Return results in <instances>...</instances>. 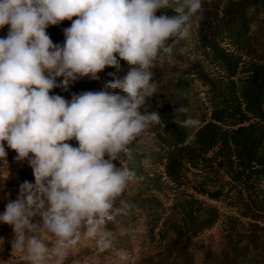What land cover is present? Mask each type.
I'll return each mask as SVG.
<instances>
[{
  "label": "clouds",
  "instance_id": "clouds-1",
  "mask_svg": "<svg viewBox=\"0 0 264 264\" xmlns=\"http://www.w3.org/2000/svg\"><path fill=\"white\" fill-rule=\"evenodd\" d=\"M203 12L202 0H0V29L8 26L0 38V161L6 142L34 176L8 200L0 223L11 227V252L27 264H66L82 240L128 261L107 226L123 214V195L138 178L116 161L122 153L130 159L131 146L153 125L165 128L158 111H143L159 91L152 69L190 36L189 21L203 20ZM64 20L71 26L62 29L61 45L46 29ZM121 60L127 74L99 91L70 100L50 94L67 90L70 80H99L106 67L119 72ZM173 122L199 123L179 115ZM3 245L0 237V251Z\"/></svg>",
  "mask_w": 264,
  "mask_h": 264
},
{
  "label": "rangeland",
  "instance_id": "rangeland-1",
  "mask_svg": "<svg viewBox=\"0 0 264 264\" xmlns=\"http://www.w3.org/2000/svg\"><path fill=\"white\" fill-rule=\"evenodd\" d=\"M249 13L252 14V17L248 24V30L240 34L239 40L230 35L222 39L225 46L232 44L229 47L230 50L241 58L238 73L234 77L236 81L245 76V70L249 67L248 61L250 59L264 62V9L260 8L256 12L251 10ZM159 14L160 12H157V15ZM189 23L192 25L190 36L173 46L177 47V51L181 54L180 60L170 56L164 57L165 63L162 67L168 63L175 64L181 69H187L195 62L200 61L204 70L211 77L221 76L220 74L223 72L215 66L216 63L208 61L195 48L198 38V22L190 20ZM70 26V20H64L59 25H53L55 38L61 41V45L64 42V39L60 38H64L62 29ZM7 30V25L0 29V38L7 35ZM236 44L239 46L237 50ZM127 71L128 66L121 60L119 72L113 67H106L98 73L99 80H92L88 77L80 78V80H82L81 84L84 88L86 85L88 86L86 91H99L105 83L114 78L122 79ZM109 73H115V77ZM168 76L166 75L165 78ZM115 91L120 90L116 89ZM50 94L60 95L53 91H50ZM183 94L188 98L184 106L186 118L191 117L199 121L197 126L187 128L189 137L192 138L196 129L210 120L212 102L215 99L211 100L208 86L195 78ZM143 111H146L145 107ZM249 121L264 123V121H259L256 118H251ZM227 127L232 128V126ZM67 142L74 147L77 146L75 140ZM169 142L167 135L153 125L143 137L131 146L132 156L130 159L133 157L134 162L125 155H123L122 160L116 161L118 166H127L134 170L138 178L130 184L123 195L122 199L125 202L130 201L129 204L126 203L127 206L123 214L118 215L116 220L107 226L116 237V248L128 254V261H121L114 251L97 253L92 242L82 240L76 248L72 249V257L66 261V264H72V260L77 261L78 264L154 263V261L151 262L150 257L156 258V254L162 250L167 242L170 233L165 232L166 227L178 210V202L184 198H191L190 196L203 201L207 206H213L219 213L216 222L207 228L198 230L193 236L189 248L193 264H222L224 256H232L230 248L227 246L229 232L235 234L234 241H237L242 235L238 230L243 231L249 228V224L253 220L258 219L255 222L264 226V215L254 219L250 218L252 214H258L257 205L254 203L255 196L253 195L257 190V185H263L264 179L259 180L252 174L251 178L242 177L239 181H233L226 174V169L218 163V159L214 158L218 149L215 146L204 154L205 157H200L195 165L190 161L185 162L180 182L175 183L170 180L165 172V154ZM5 148L7 152L6 161H0V212L4 211L8 200L16 198L21 183L25 180L34 183L32 169L27 160H16V152L8 148L6 142ZM199 188H204L207 191H218L219 197L214 199L207 194L196 192V189ZM152 198L155 200L150 202L149 199ZM117 206L123 207L119 201ZM242 214L249 216L244 217ZM229 216L233 218L232 222L228 218ZM35 219L38 220L39 217ZM233 228L235 229L233 230ZM257 233L264 237V230L258 229ZM0 237L4 238L3 251H0V264H27L20 253L11 252L9 241L12 239V230L9 225L0 223ZM50 240L51 236L48 235L46 243H49V246H51ZM263 254L264 252H261L259 248L251 246L249 255H255L254 261H248L250 257L248 255L249 257L245 259L234 257L235 259L228 261V264H264ZM171 262L164 261L161 264H185L182 259Z\"/></svg>",
  "mask_w": 264,
  "mask_h": 264
},
{
  "label": "trees",
  "instance_id": "trees-1",
  "mask_svg": "<svg viewBox=\"0 0 264 264\" xmlns=\"http://www.w3.org/2000/svg\"><path fill=\"white\" fill-rule=\"evenodd\" d=\"M202 5L204 18L198 22L195 48L208 61L216 63L215 66L223 73L220 74L221 76L211 77L200 61L187 69L178 68L175 64L167 62L164 67L158 65L152 69L153 80L158 83L159 91L147 99L145 109L148 112L158 111L165 123V128L154 125L160 132L165 133L170 141L165 154V172L171 181L179 183L185 162L190 161L195 165L200 157H205L204 154L216 146L218 149L214 158L218 159V163L226 169V174L233 181H239L242 177L251 178L252 174L262 180L264 179V123L249 120L256 118L264 121V62L250 59L245 76L236 81L234 77L238 73L241 58L230 50L232 44L225 46L222 39L230 35L239 40L240 34L248 30L252 17L249 12L264 9V0H202ZM46 31L54 43L61 44V41L55 38L53 25H50ZM237 49L239 46L236 44ZM167 56L180 60L181 54L177 51V47H173L171 55L165 54V57ZM166 75L169 76L165 78ZM194 78L208 86L211 100L215 99V101L212 102L210 120L201 124L190 138L187 128L173 122L177 115L181 120L185 119V112L177 114L173 110L181 106L184 108L188 98L183 93ZM60 79L62 78H57V81L59 82ZM79 80H70L67 90L57 87L51 91L70 100L72 93L78 94L86 91L88 87L86 85L84 88L81 84L82 80ZM245 122L247 124H244ZM123 155L122 153L117 161L122 160ZM130 161L134 162L135 159L132 157ZM245 173L247 174L242 176ZM196 192L207 194L214 199L219 197L218 191L199 188ZM253 196L258 214H252L251 219L264 215V182L262 186L257 185ZM190 197L178 202V210L166 227L165 232L170 233L167 242L156 254V258L150 257L151 262L154 261L152 264H161L164 261L172 263L171 261L175 262L177 259H182L185 264H193L192 254L189 251L193 236L198 230L216 222L219 213L213 206H207L203 201ZM154 200L155 198L149 199L150 202ZM242 216L249 215L242 214ZM228 218L232 222L233 218L231 216ZM255 220L250 222L249 228L238 230L242 235L237 241H234L235 234L229 232L227 246L232 256H224L222 264H228V261L238 257L243 259L249 257L251 246L264 252V237L257 233L258 229L264 230V226L259 225ZM254 256H250L248 261H254ZM262 256L264 258V254Z\"/></svg>",
  "mask_w": 264,
  "mask_h": 264
}]
</instances>
